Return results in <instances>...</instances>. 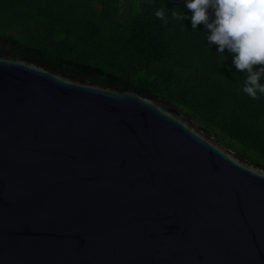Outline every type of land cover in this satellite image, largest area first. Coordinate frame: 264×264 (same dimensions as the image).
<instances>
[{
  "label": "water",
  "instance_id": "95a60500",
  "mask_svg": "<svg viewBox=\"0 0 264 264\" xmlns=\"http://www.w3.org/2000/svg\"><path fill=\"white\" fill-rule=\"evenodd\" d=\"M0 264H264V170L155 93L0 54Z\"/></svg>",
  "mask_w": 264,
  "mask_h": 264
},
{
  "label": "trees",
  "instance_id": "16d2710c",
  "mask_svg": "<svg viewBox=\"0 0 264 264\" xmlns=\"http://www.w3.org/2000/svg\"><path fill=\"white\" fill-rule=\"evenodd\" d=\"M183 0H0V54L39 59L102 86L155 93L179 107L220 145L264 170V95L240 89L231 56L157 9ZM259 67V65H255Z\"/></svg>",
  "mask_w": 264,
  "mask_h": 264
},
{
  "label": "clouds",
  "instance_id": "9594fccd",
  "mask_svg": "<svg viewBox=\"0 0 264 264\" xmlns=\"http://www.w3.org/2000/svg\"><path fill=\"white\" fill-rule=\"evenodd\" d=\"M183 4L190 14L163 7L154 15L165 23L169 15L182 23L187 19L191 29L201 24L208 44H215L221 54L226 50L231 65L242 73L240 90L252 99L264 95V0H183Z\"/></svg>",
  "mask_w": 264,
  "mask_h": 264
},
{
  "label": "rangeland",
  "instance_id": "374dc122",
  "mask_svg": "<svg viewBox=\"0 0 264 264\" xmlns=\"http://www.w3.org/2000/svg\"><path fill=\"white\" fill-rule=\"evenodd\" d=\"M147 0H139V2L143 3V2H146Z\"/></svg>",
  "mask_w": 264,
  "mask_h": 264
}]
</instances>
